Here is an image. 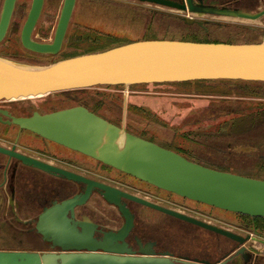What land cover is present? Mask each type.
<instances>
[{
    "label": "water",
    "instance_id": "95a60500",
    "mask_svg": "<svg viewBox=\"0 0 264 264\" xmlns=\"http://www.w3.org/2000/svg\"><path fill=\"white\" fill-rule=\"evenodd\" d=\"M16 1H4L0 41L7 32ZM76 1L64 0L53 41L39 42L32 36L42 14L44 0H33L21 30L23 46L36 53L58 54ZM139 1L169 7L188 15L212 14L258 19L264 14V11L253 13L236 7H220L216 2L197 5L194 0ZM184 19L189 20V16H184ZM193 22L208 29L207 20L194 19ZM221 79L264 82V41L149 38L76 55L47 65L23 63L0 55V100L43 97L102 85ZM12 118L21 128L96 158L158 188L224 210L264 217V179L206 166L135 134H128L122 146L117 143L119 135L108 142L114 150V156L102 152L109 129H113L115 134L121 130L84 105L43 114L35 111L32 116ZM0 150L5 151L2 147ZM22 158L28 164L83 183L85 188L61 204L46 209L39 217L38 229L41 235L52 243V249L59 252L0 250V264H115L110 261L111 258L174 264L171 255L167 253L157 255L142 252L141 256H112L111 254H125V250L112 244L118 240L123 241L133 226V214L123 202V197L173 215L184 217L183 215L104 182L28 157ZM94 191L117 206L125 216L126 223L121 229L105 232L93 222L75 218V207L86 203ZM96 231L102 232L103 236L96 238Z\"/></svg>",
    "mask_w": 264,
    "mask_h": 264
},
{
    "label": "rangeland",
    "instance_id": "374dc122",
    "mask_svg": "<svg viewBox=\"0 0 264 264\" xmlns=\"http://www.w3.org/2000/svg\"><path fill=\"white\" fill-rule=\"evenodd\" d=\"M25 1L29 4V0H19L14 15L21 25L28 11V7L25 12L21 9ZM61 7L62 3L56 7L45 4L33 34L35 40L53 41ZM183 14L169 7L138 0H77L58 54L36 53L23 47L20 26L16 36L0 45V55L23 63L47 65L152 37L225 42L264 41V14L258 19L185 15L189 16V20H185ZM194 19H209L212 22L207 24L208 30H205L194 23ZM15 101L13 109L18 113L34 110L46 113L83 104L122 131L117 141L121 146L128 134H135L214 168L264 179V158L260 156L264 154V127L261 128L263 132L257 131L258 128L241 134L230 127L238 116V113L232 112L237 104L247 107L244 114L264 108V84L255 82L251 86L245 85L242 80L225 79L215 83L191 81L102 85ZM0 142L5 140L0 138ZM76 170L144 196L148 194L143 188L155 189L152 184L116 168L111 173ZM165 191L168 192L164 189L160 192ZM173 196L181 199L178 194L173 193ZM100 200L95 195L89 202V210L95 211L87 215L90 219L103 220V208H96V202ZM203 206L213 212L231 214L213 206ZM0 249H26L20 235L14 234L7 220L1 218Z\"/></svg>",
    "mask_w": 264,
    "mask_h": 264
},
{
    "label": "flooded vegetation",
    "instance_id": "af4514ba",
    "mask_svg": "<svg viewBox=\"0 0 264 264\" xmlns=\"http://www.w3.org/2000/svg\"><path fill=\"white\" fill-rule=\"evenodd\" d=\"M4 1L0 0V19ZM18 2L19 0L16 1L9 27L0 41V45L7 39L16 36L20 26L22 30L33 0H29V4L26 1L23 2L21 6L23 12L28 7L22 25L14 19ZM194 2L197 5H210L212 2H216L220 7H236L244 11H256V13L264 11V8L259 9L264 6V0H194ZM46 3H50L53 7L62 3L63 6L64 0H44V6ZM185 15L183 14V17ZM203 20L212 22L209 19ZM15 103V100H0V138L5 140V142H0V147L5 149V151L0 150V218L7 220L10 229L14 234L20 235L21 241L26 247V249L11 250L40 253L59 252L57 249H52V243L46 241L41 235L38 229L39 217L46 209L52 208L55 204H61L85 188L83 183L24 162L22 157H28L104 182L184 216L173 215L151 205L123 197V202L133 214V226L123 241L118 240L112 244L125 250V254H111L112 256H141L142 252H153L157 255L170 254L174 264H264V220H262L264 217L228 210L225 211L231 212L230 215L213 212L203 206V204L212 205L183 196H180L181 199L176 198L173 196V192L162 193L160 192L162 189L154 185L155 189L143 188L144 192L148 194V196H144L78 171L76 168L111 173L115 167L49 140L31 130L21 128L13 122L12 117L32 116L37 110L30 113H18L16 109H13ZM193 161L213 166L196 159ZM95 195L101 199L96 202L98 205L96 208H103V220L100 218L94 220L87 216L93 211L89 210L88 205ZM101 201L106 205L104 206ZM74 215L79 221L97 224L99 229H103L105 232L119 230L126 223V218L118 207L107 202L97 191L93 192L86 203L75 207ZM69 217H71L70 212ZM101 236H103L102 232H95L96 238ZM111 259L110 261L115 264H153L152 262L131 261L124 258Z\"/></svg>",
    "mask_w": 264,
    "mask_h": 264
},
{
    "label": "trees",
    "instance_id": "16d2710c",
    "mask_svg": "<svg viewBox=\"0 0 264 264\" xmlns=\"http://www.w3.org/2000/svg\"><path fill=\"white\" fill-rule=\"evenodd\" d=\"M145 39H149V38H145ZM184 40H189V39H184ZM132 41H134V40H132ZM200 41H215V40H207L206 39V40H200ZM129 42H131V41H129ZM226 42H231V41H226ZM221 80H225V79H221ZM216 81H219V80H195V81H193V83L194 82L195 83H202V82H209V83L213 82V83H215ZM242 81L245 85H251V86L255 82H257L258 84H264V82H258V81H246V80H242ZM182 83H191V81L182 82ZM156 84H159V83H156ZM82 90H85V89H82ZM67 92H69V91L61 92V93H67ZM246 108L247 107H245L244 105H241L239 103V104H237L236 108L234 107L232 109L233 110L232 112L238 113V116L235 117V120L233 123L230 124V127H233V130H235V132H238L239 134L250 132V131L256 130L258 128H259V130H257V131L263 132V130H261V128L264 127V108L260 109V110L248 111L247 113L244 114V110Z\"/></svg>",
    "mask_w": 264,
    "mask_h": 264
},
{
    "label": "bare ground",
    "instance_id": "6f19581e",
    "mask_svg": "<svg viewBox=\"0 0 264 264\" xmlns=\"http://www.w3.org/2000/svg\"><path fill=\"white\" fill-rule=\"evenodd\" d=\"M234 17H236V16H234ZM239 18H244V17H239ZM121 134H122V131H118L117 134H115L113 129L110 128L109 129V133H108V135L106 137L105 144H104L105 146H103V148H102V152H105V153H108V154L114 156V150L112 149V147L110 145H108V142H112L111 139L115 138L116 136L118 137V135L120 137Z\"/></svg>",
    "mask_w": 264,
    "mask_h": 264
},
{
    "label": "crops",
    "instance_id": "0c3cea01",
    "mask_svg": "<svg viewBox=\"0 0 264 264\" xmlns=\"http://www.w3.org/2000/svg\"><path fill=\"white\" fill-rule=\"evenodd\" d=\"M260 156H262L261 158H264V154H260Z\"/></svg>",
    "mask_w": 264,
    "mask_h": 264
}]
</instances>
